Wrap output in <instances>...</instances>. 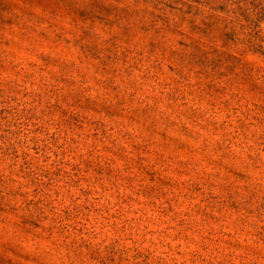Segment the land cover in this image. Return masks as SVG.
I'll return each instance as SVG.
<instances>
[{"label": "rangeland", "instance_id": "obj_1", "mask_svg": "<svg viewBox=\"0 0 264 264\" xmlns=\"http://www.w3.org/2000/svg\"><path fill=\"white\" fill-rule=\"evenodd\" d=\"M0 264H264V0H0Z\"/></svg>", "mask_w": 264, "mask_h": 264}]
</instances>
